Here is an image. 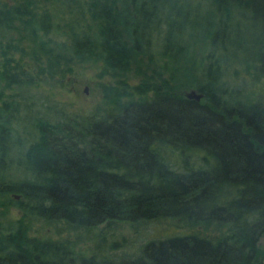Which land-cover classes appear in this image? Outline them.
<instances>
[{
    "label": "trees",
    "instance_id": "obj_1",
    "mask_svg": "<svg viewBox=\"0 0 264 264\" xmlns=\"http://www.w3.org/2000/svg\"><path fill=\"white\" fill-rule=\"evenodd\" d=\"M82 62L106 110L0 91V264H264V0L0 1L2 89Z\"/></svg>",
    "mask_w": 264,
    "mask_h": 264
},
{
    "label": "rangeland",
    "instance_id": "obj_2",
    "mask_svg": "<svg viewBox=\"0 0 264 264\" xmlns=\"http://www.w3.org/2000/svg\"><path fill=\"white\" fill-rule=\"evenodd\" d=\"M0 1L11 3V0ZM50 7L58 18L62 13L67 11L60 2L52 3ZM15 56L19 57L21 53L18 51L15 53ZM22 61L33 64L32 61L28 59V55H24ZM74 69V72L68 74L60 83L48 80V84L39 82L9 90L2 89L4 88L3 82H0V91H2L4 98L9 97L8 95L12 92L15 93L14 95L17 100H22V96L23 99L28 98L34 103L35 107L55 118H58V113H60L55 110L57 108L62 109L67 115L77 114L78 116H86L90 111L101 112L106 110L110 105L104 100L102 87L99 82H111L112 79L109 75L103 77L98 75V72L101 70V62L78 63V65H75ZM126 78L130 83H136L139 80V74L132 70L127 74ZM85 88H87V91L84 90ZM246 90L253 98L264 101V79L257 81L248 79ZM14 168L17 169L16 167ZM19 214L20 211L16 207H11L9 212L10 217H16ZM35 225H38V223ZM180 226V223L177 224L169 219H160L152 222L148 226L147 232H153L154 234L165 233L175 229L177 230ZM47 232L51 233L50 230ZM260 247L264 249V237L260 238Z\"/></svg>",
    "mask_w": 264,
    "mask_h": 264
},
{
    "label": "water",
    "instance_id": "obj_3",
    "mask_svg": "<svg viewBox=\"0 0 264 264\" xmlns=\"http://www.w3.org/2000/svg\"><path fill=\"white\" fill-rule=\"evenodd\" d=\"M87 91V88L84 89ZM184 95L189 98H194L196 100H199L202 97V93L196 90L195 88H191L189 90L184 91Z\"/></svg>",
    "mask_w": 264,
    "mask_h": 264
}]
</instances>
